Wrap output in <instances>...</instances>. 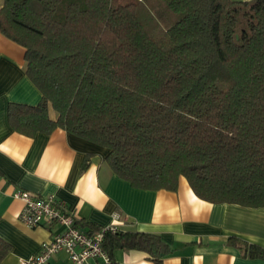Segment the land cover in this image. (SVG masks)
<instances>
[{
    "label": "trees",
    "instance_id": "obj_1",
    "mask_svg": "<svg viewBox=\"0 0 264 264\" xmlns=\"http://www.w3.org/2000/svg\"><path fill=\"white\" fill-rule=\"evenodd\" d=\"M0 33L41 94L8 105L14 131L89 141L133 188L175 192L183 177L208 203L264 208V0H3ZM103 248L173 253L118 228ZM10 249L0 238V263Z\"/></svg>",
    "mask_w": 264,
    "mask_h": 264
},
{
    "label": "crops",
    "instance_id": "obj_2",
    "mask_svg": "<svg viewBox=\"0 0 264 264\" xmlns=\"http://www.w3.org/2000/svg\"><path fill=\"white\" fill-rule=\"evenodd\" d=\"M24 67V49L0 33V238L11 247L0 264H20L36 255L59 230L30 229L19 221L23 203L13 197L19 189L62 200L84 232L115 224L160 236L173 250L160 264H264L244 257L229 241L235 237L264 247V208L208 203L183 177L175 192L133 188L112 173L106 150L89 141L62 129L33 137L14 131L8 105H36L41 99ZM111 259L114 264H156L136 250H114ZM67 262L60 252L47 264Z\"/></svg>",
    "mask_w": 264,
    "mask_h": 264
},
{
    "label": "built area",
    "instance_id": "obj_3",
    "mask_svg": "<svg viewBox=\"0 0 264 264\" xmlns=\"http://www.w3.org/2000/svg\"><path fill=\"white\" fill-rule=\"evenodd\" d=\"M15 199L23 203L18 214L19 221L26 227L59 228L47 241L42 242L40 251L20 264H47L60 252L67 255V264H113L103 248L107 231L114 232L115 224L99 228L94 233H87L78 226L77 216L69 211L65 202L54 196L42 197L26 190H16Z\"/></svg>",
    "mask_w": 264,
    "mask_h": 264
}]
</instances>
